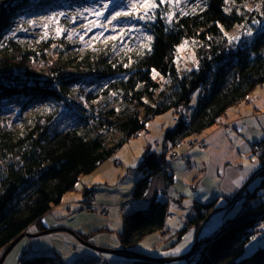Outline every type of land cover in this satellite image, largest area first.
<instances>
[{"label":"trees","instance_id":"16d2710c","mask_svg":"<svg viewBox=\"0 0 264 264\" xmlns=\"http://www.w3.org/2000/svg\"><path fill=\"white\" fill-rule=\"evenodd\" d=\"M101 2L109 4L107 20L127 11V0H0V256L28 226L60 204L83 175L118 154L154 117L175 113L164 140L178 146L217 124L264 83V0H194L195 5L185 7L186 15L171 9V23L163 17L169 6L161 5L154 20L115 21L114 36L120 28L133 29L123 39L114 41L107 34L81 47L68 32ZM47 13L60 18V35L32 30L29 21ZM148 36L153 37L150 51L143 47ZM231 36L238 39L230 41ZM184 39L196 59L187 71L176 62ZM196 91L197 100L186 116ZM13 113L14 120L8 122ZM62 115L69 120L62 122ZM250 151L258 161L257 183L248 185L230 207L238 203L232 216L200 236L189 257L169 263L126 256L130 261L125 264H264V243L246 253L248 243L260 239L264 230L257 229L258 221L264 224V136ZM165 156L164 150L149 149L137 167L143 177L133 199L144 205L122 217L117 236L123 250L134 251L145 237L165 227L168 202L157 192L148 195L153 175L172 182L171 174L161 169ZM214 201H195V214L187 222L199 228ZM187 230L185 226L180 232ZM20 260L66 264L58 253L32 252ZM75 264H81L79 259Z\"/></svg>","mask_w":264,"mask_h":264},{"label":"crops","instance_id":"0c3cea01","mask_svg":"<svg viewBox=\"0 0 264 264\" xmlns=\"http://www.w3.org/2000/svg\"><path fill=\"white\" fill-rule=\"evenodd\" d=\"M166 130L161 131V138L158 134L151 133L150 141L152 145L149 144V142H147V145L141 142V136L133 140L138 144L137 146H128L131 158H128L122 152H117L119 156V165L112 163L108 159L100 163L92 173L87 174L88 176L83 175L81 178V186L75 188L77 192H68L65 194L60 204L53 206L48 212L43 214L40 218V222L37 224L39 227L35 232L37 233L45 229L60 227L73 228L74 232L79 236L80 234L88 236L87 241L92 243L89 239L92 237L93 233L84 232L83 229H81L83 226L78 222L77 218H75L77 217L76 214L78 211H85L86 213L100 216L104 221L103 226L105 230H111L112 220L115 217L121 216V225L118 227L115 234L118 238L117 233L122 229L123 215L134 209V207L131 206L139 205V203H136L133 199V192L137 181L143 177V173L139 171L137 167L139 166L145 152L149 149L157 152L164 150L166 151L165 160H167L170 153L175 151L179 155L189 158L191 164L190 170H187L183 158H180L176 163L171 165L172 182L168 183L166 178L161 174L153 175L151 177L148 195L157 192L160 199L166 200L168 202V209L170 206L171 210L169 211V216L173 210V205L176 207H182L181 209H186L189 212L181 218L182 225H178L177 222H174L173 225H171L168 216L164 227V230L167 231V233L164 237L160 235V231L149 237L147 236L150 240L145 241L149 242H143L140 246L136 245L134 251L147 254L146 252L149 250V246H152L151 250L155 257H165L167 256L165 253H170L176 248H179L180 251L169 255L180 256L187 253L195 243L196 236L200 230V226L199 228H196L192 223L187 222L188 219L195 214L192 209L194 202L199 201L202 203H208L215 200V207L213 210L225 206L227 202L226 198L231 195L234 196L245 181L258 169V161L254 155L253 156L256 158L255 161H257L255 162L256 166L254 168L246 169L245 161L249 164L253 163L248 157L249 152L252 154L250 146L253 142L264 136V83L256 87L245 101L231 107L217 124L206 129L198 136L190 137L203 139L207 145L205 151H201L196 146L188 147L186 145L187 140L178 146L171 147L169 143L164 140V132ZM153 137H155V139H153ZM127 145H129V142ZM131 168L137 170L138 173L134 174L133 172H130ZM124 179L125 181L130 180L131 184L129 189L133 188L130 192L131 195L126 197L130 198L127 202L126 200L123 202L119 201V199L123 197L118 195L121 190L120 184ZM176 184L182 186L180 191L176 188ZM86 189H92L90 192H96L97 203L93 212L87 211L82 203L89 195L85 192ZM159 193H161V195ZM123 194L126 196V193ZM170 200L172 203H170ZM106 205L109 206V215L107 218H103L100 210ZM70 213L72 215L68 216ZM213 215L214 214H212L203 225L200 235L211 234L222 223L223 216L214 220L215 218H213ZM64 217L71 219V222L66 223L62 219ZM86 221L87 220H84V223ZM210 221H214L213 224L212 222L210 223ZM35 224L36 223H33L31 225ZM106 224L109 225V228H106ZM185 226L188 227V230L186 232H180ZM28 227L25 232H28ZM182 233L185 235L184 237ZM181 238L182 241L180 242L179 240H181ZM102 241L104 242L101 243L100 247L110 249L122 248L120 240L114 242L113 238L107 233L103 234L100 242ZM85 247L90 249V251L98 252L87 246ZM170 247L173 249H171L170 252H167L166 250ZM37 251L40 252L41 249H37ZM37 251L34 249L32 250V252ZM90 251L82 250L74 246L73 250H70L69 248H66L65 250V253L73 255L70 256L72 261H68L62 256L61 258L66 264H75L77 259H79L81 264L89 262L97 264L98 261H100V264H117L118 262H121L122 264L126 263L120 261L117 257L104 258L100 252L94 254ZM20 258L17 260V263Z\"/></svg>","mask_w":264,"mask_h":264},{"label":"rangeland","instance_id":"374dc122","mask_svg":"<svg viewBox=\"0 0 264 264\" xmlns=\"http://www.w3.org/2000/svg\"><path fill=\"white\" fill-rule=\"evenodd\" d=\"M196 3L197 2H194V0H186V2H185V0H182V3L180 4V6L178 8H173V9L179 10V11L181 9H183V11H184L185 7L188 8L189 6L195 5ZM103 4H106V3L101 2V4H96V6L93 7V9H92L93 11H90L89 14L87 15V19L82 21V22L76 23L75 26L72 27V29L68 32V34H69L68 36L70 38H72L73 40L75 39L74 41L79 43V46L85 47V46H88L93 41H95L96 39L105 37V35H107V34H109L110 36H114L118 33V31H117L118 25L115 21L110 26H107V27H100L99 26L100 24L107 25V23H108V20L105 17V15H107V10H105L104 16L97 18L95 15L94 10L97 8H102ZM120 11H126V9H122ZM45 15L46 16H43V17L54 16L55 22L53 23V22H50L47 20H42L41 19L42 17L34 18L32 21H35V23L30 24V26L32 25V30H35L36 32H38V31L47 32L49 30H53L54 32H56L57 29H62L61 32H63V26L60 23L59 17H57L53 14H49V13H47ZM93 21H95L98 24V26L91 28L89 30L88 25L90 24V22H93ZM45 24H48L47 28L44 27ZM35 31H33V32L35 33ZM181 45H184V47H181ZM178 49H179V51H178L176 62H177L179 69L181 71H187V70L195 67L196 66V59H195L194 51L192 50V48L190 47V45L186 39H184L180 43ZM196 100H197V91L194 92V94L192 95L191 101L189 103V106H187L184 110V114L186 116L189 115L191 108L194 106ZM14 114L15 113L12 114V118L8 119V122H12L14 120L13 119V118H15ZM4 115H6V112H4ZM60 120L62 122L68 121L69 115H62ZM175 121H176V115L172 110H169L163 114H160V115L154 117L152 120H150L148 122L147 127H146V131H143L138 136H136L135 138L128 140L119 149L118 152H122L128 158H131V153H130L128 146H137V144H138L137 142H135L133 140H135L141 136V142H143L145 145H147V142H149V144H151V141H150V135H152L151 133L158 134L159 137L161 138V133H162L161 131L172 128L174 126ZM189 139H192V138H188L187 140H189ZM128 142H129V145H127ZM204 143H205V141H204ZM186 145L188 146L187 143H186ZM205 145H206V143H205ZM206 148H207V145H206ZM248 157L251 159L253 157V154H251L249 152ZM255 162H257V161H255ZM130 172H133L134 174L138 173V171L133 169V168H131ZM84 176H88V175L86 174ZM81 178L76 185L77 188H79L81 186ZM256 183H257V179L253 180L251 182V184H249V187L250 188L254 187ZM130 184H131L130 180L125 181V179L120 184L121 190H120V193L118 195L122 196L123 198L119 199V201L123 202L126 200V202H127L130 199V198H126V197H129L131 195L130 192L133 189V188L129 189ZM176 188L180 191V189H182V186L179 184H176ZM187 191H188V189H187ZM263 191H264V189L260 192H263ZM72 192H77V190L75 189L73 191H70L69 193H72ZM123 193H126V196ZM188 193H189V191H188ZM159 194L161 195V193H159ZM187 198H190V197H187ZM170 203H172V201ZM142 205H144V202H141V204H139V205L137 204V205H134L131 207L135 208V207L142 206ZM237 205H238V203L232 209L231 208L230 209H223V210L218 211L217 213H214V215H213L214 216L213 218H215L214 220H216V218L219 219L220 216H223V220L229 216H232L237 209ZM172 208H173V210L170 213L171 215L168 217V218H170L169 223L171 225H173L174 222H177L178 225H182L183 223L181 221V218L184 215H187L189 211L186 209L185 210L181 209L182 207H176L174 205ZM169 211H171L170 206H169ZM69 215H72V214L70 213V214H68V216ZM76 215H77V217H75V218H77L78 222L81 223V225L83 226V228H81V229H83L84 232H92L93 233L92 237L89 239V241H91L93 243V245L101 246V243L104 242V241L100 242L101 238H102L103 234H106V233L109 234L113 238L114 242L119 241L115 234L118 230V227H120V225H121V216L115 217L112 220L111 230H105L104 226H103L104 221L102 220V218L100 216L94 215L91 213H86L85 211H78V213ZM62 219L66 223L71 222V219H67V217H64ZM84 220H87V221L84 223ZM211 222L213 224L214 221H210V223ZM263 226H264V224H263ZM38 227L39 226L37 224L31 225L28 227V232H26V233L27 234H34V233H36L35 231L38 229ZM262 228H264V227H262ZM67 229H71V228H67ZM71 230L74 231L73 228ZM151 235H148V237ZM182 235H183V233H182ZM184 236L185 235H183V237ZM148 237H146L147 239L145 238L144 240L140 241V243H138L137 245L140 246L141 244H143V242H149V241H145V240H150ZM162 237H164V236H162ZM179 241L181 242L182 238ZM263 243H264V230L262 232V237L260 239H253L252 241H250L248 243V245L246 246V253L251 251V249H253L254 246L257 247L258 245L263 244ZM105 244H107V243H105ZM74 246H76L82 250L90 251V249L86 248L83 244H81L75 238V236L72 233L65 231V230L53 231V232L38 235L35 237L24 236L7 253L2 264H17V260L24 255V253H25L24 251L28 250L30 248L32 250L34 249L36 251H37V249H41L40 252L37 251L36 253L43 252L45 254H52V255H54L55 253H58L60 256L64 257V259H66L68 261H72L70 256H73V255L70 253H65V250H66V248L73 250ZM148 249H149L148 251L146 250L147 251L146 255L149 254V256H155V255H153V252L151 250L152 246L151 247L149 246ZM171 249H173V248L170 247L166 251L170 252ZM90 252L94 253V254L98 253L95 251H90ZM101 254L104 258H106V257L107 258H116L117 257V259H119L122 262L130 261V258H128L129 256L126 257L127 255H112V254H107V253H101ZM97 264H100V261H98Z\"/></svg>","mask_w":264,"mask_h":264},{"label":"snow or ice","instance_id":"6c2138e0","mask_svg":"<svg viewBox=\"0 0 264 264\" xmlns=\"http://www.w3.org/2000/svg\"><path fill=\"white\" fill-rule=\"evenodd\" d=\"M186 2V0H185ZM225 4H227L229 2V0H224ZM182 3V0H127V11H119V12H115V14L110 15V17L108 18V23L107 25L105 24H100V27H107L110 26L114 21H117L118 19L122 18V17H131L132 19H139V20H154L156 18L155 16V10L157 8H159L161 5H168L169 6V10H166L163 14V17L169 22L171 23V21L174 19V14L171 11V9L173 8H178L180 6V4ZM260 6L258 5L257 8H259ZM109 8V4H103L102 8H97L95 9V15L97 18L104 16L105 14V10H107ZM203 10V9H201ZM230 8H225L224 11L228 12L230 11ZM249 11H251L252 9L249 8ZM85 11H89V9H86ZM193 12L196 11V8L192 9ZM187 13H185L183 11V9L180 10L179 15H186ZM42 20H47L50 22H55L54 16H49V17H42ZM30 24L35 23V21H29ZM253 23H256V21H253ZM98 24L93 21L90 22V24L88 25L89 30L91 28L97 27ZM45 28L48 27V24L44 25ZM241 27H243L241 25ZM223 30V29H222ZM62 29H57L56 34L60 35ZM133 31L132 28H129L127 30H125L124 28H120L119 30V36H113L111 37L112 40H117V39H123L126 35H128L129 32ZM248 35H251V29L248 30L247 32ZM47 35V33L45 34ZM102 35V34H101ZM225 35L227 36L228 34L225 33ZM98 38V37H97ZM149 43L144 44V48L148 49L149 51L151 50V44L150 42L152 41L153 37L148 36L146 38ZM230 41L236 40L238 39L237 36H231L229 37ZM181 47H184V45H181ZM177 51H179V49H177ZM128 65H125V67H127ZM153 72L155 73V70L153 69ZM156 75H158V73H156ZM155 78V76L153 77ZM253 163L249 164L247 161H245V168L246 169H251L254 168L255 165V157L253 156L252 158ZM264 227V226H262ZM189 239H190V235H189ZM255 239V237L253 238ZM180 249L176 248L173 249L172 252L170 253H165L166 255L169 254H175L177 252H179Z\"/></svg>","mask_w":264,"mask_h":264},{"label":"water","instance_id":"95a60500","mask_svg":"<svg viewBox=\"0 0 264 264\" xmlns=\"http://www.w3.org/2000/svg\"><path fill=\"white\" fill-rule=\"evenodd\" d=\"M258 171H256L254 174H252L246 181L245 183L239 188V190L236 192V194L227 202V204L221 208H217L215 210H213L212 212L209 213L208 216H206L204 218V220L201 222L200 225V230L196 236V240L195 243L193 244V246L190 248V250L180 256H165V257H153V256H149L143 253H139V252H135V251H127V250H123V249H110V248H104V247H100V246H95L92 243L84 240L83 238H81L77 233H75L74 231H72L71 229H67V228H54V229H45L42 230L40 232L34 233V234H27L26 232H22L19 236H17V238H15L8 246L7 248L3 251V253L0 256V264H2L5 256L7 255V253L14 247V245L20 240L22 239L24 236L27 237H35L38 235H42V234H46V233H50L53 231H58V230H65L68 231L70 233H72L77 239L78 241L89 247L92 248L93 250H96L100 253H109V254H125L129 257L135 258V259H148V260H152V261H157V262H175V261H179L182 260L184 258L189 257L194 250L196 249L198 243H199V239H200V233L202 230L203 225L207 222V220L211 217L212 214H214L215 212H218L222 209H228L229 207H231L238 199V197L240 196V194L244 191V189L251 183V181L255 178V176L257 175Z\"/></svg>","mask_w":264,"mask_h":264},{"label":"built area","instance_id":"2783aa9c","mask_svg":"<svg viewBox=\"0 0 264 264\" xmlns=\"http://www.w3.org/2000/svg\"><path fill=\"white\" fill-rule=\"evenodd\" d=\"M227 128V127H226ZM153 139H155V137H153ZM186 143L188 144L189 147H193L196 146L198 147L201 151H205L206 150V145L204 143L203 139H196V138H192L186 141ZM180 158H183L186 168L189 171L191 164H190V160L188 157L185 156H181L179 155L177 152L172 151L169 155V157L167 158V160H165V162L162 164L161 169L163 172H166L167 174H172V167L171 165L173 163H176ZM109 161H111L114 164H118L119 165V156L118 154H113L110 158ZM136 203H138V201H135ZM84 204V207L87 211L89 212H93L95 210V205H96V192L92 191L89 193L87 199L82 202ZM101 215L103 216V218H107L109 215V206L106 205L105 207L101 208ZM263 226V221H258V232L261 231V227ZM106 228H109V225L106 224ZM167 233V231H165L164 229L160 231V234L162 236H164ZM29 253H32L31 249L25 250V253L23 255V257H27V255H29ZM17 264H22V260H19Z\"/></svg>","mask_w":264,"mask_h":264}]
</instances>
